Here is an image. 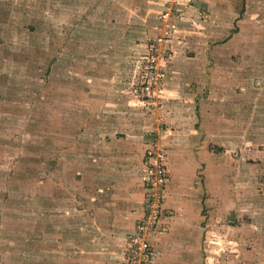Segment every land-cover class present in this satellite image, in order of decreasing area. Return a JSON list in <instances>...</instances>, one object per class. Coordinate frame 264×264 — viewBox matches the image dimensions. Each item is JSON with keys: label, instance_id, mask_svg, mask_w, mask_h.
<instances>
[{"label": "rangeland", "instance_id": "374dc122", "mask_svg": "<svg viewBox=\"0 0 264 264\" xmlns=\"http://www.w3.org/2000/svg\"><path fill=\"white\" fill-rule=\"evenodd\" d=\"M147 1L0 0V264H45L49 254L62 251L58 243L73 246L60 222L75 224L73 209L84 204L65 190L89 188L80 179L98 134L93 128L106 114L128 122L130 113L132 123L146 127L160 109L127 106L139 82L140 71L133 76L140 45L176 31V16L163 23L159 15L157 25ZM240 24L238 42L254 49L224 52L227 59L216 53L211 58L220 65L210 66L211 74L230 78L210 98L223 112L222 122L234 128L236 119L237 136L233 131L224 136L227 142L210 147L215 155L239 160L244 172L257 166L253 187L257 182L261 208L264 16L250 15ZM107 104L122 113H103ZM155 128L165 126L154 124L148 133Z\"/></svg>", "mask_w": 264, "mask_h": 264}, {"label": "crops", "instance_id": "0c3cea01", "mask_svg": "<svg viewBox=\"0 0 264 264\" xmlns=\"http://www.w3.org/2000/svg\"><path fill=\"white\" fill-rule=\"evenodd\" d=\"M166 1H147L154 7L149 12L155 13L157 25ZM261 14L264 0L179 2L176 31L166 38L165 57L160 61V109L146 127L132 123L130 113L128 122L106 114L105 122L93 128L98 134L90 143V160L82 161L86 163L83 174L88 173L90 181L85 183L83 174L80 179L89 188L65 190L84 204L73 209L75 224L66 218L60 222L73 246L67 249L65 240L58 243L62 251L53 252L49 246L53 254L45 264H122L126 240L144 214V154L152 143L165 153L166 168L163 212L150 238L153 264H264V207L259 202L263 198L257 182L253 187L258 168L253 165L249 173L244 172L239 160L215 155L210 147L227 142L224 136L233 131L237 136L236 119L234 128L226 125L218 117L223 115L221 109L211 106L212 93L221 88L220 83H231L227 76L211 74L210 66L220 65L211 56L221 52L227 59L224 52L252 49L253 44L238 42L240 23ZM140 47L133 79L147 54L144 43ZM107 105L103 113H122ZM127 106L147 109L135 90ZM154 124L165 128L152 129V135L148 131ZM230 144H237L235 138ZM248 181L250 186L245 185Z\"/></svg>", "mask_w": 264, "mask_h": 264}, {"label": "built area", "instance_id": "2783aa9c", "mask_svg": "<svg viewBox=\"0 0 264 264\" xmlns=\"http://www.w3.org/2000/svg\"><path fill=\"white\" fill-rule=\"evenodd\" d=\"M181 0H167L160 14L163 23L177 13V5ZM166 28V27H165ZM163 37L156 38L154 43L146 45L147 54L140 63L139 82L135 93L142 106L156 108L163 100V72L160 61L165 57L164 45L167 31ZM153 144V143H152ZM150 145L145 150L147 175L144 179L146 194L144 198V214L134 226V232L126 240V248L122 264H153L155 253L150 238L155 232L162 216L165 203V153Z\"/></svg>", "mask_w": 264, "mask_h": 264}]
</instances>
